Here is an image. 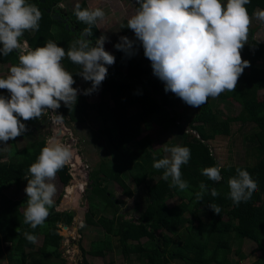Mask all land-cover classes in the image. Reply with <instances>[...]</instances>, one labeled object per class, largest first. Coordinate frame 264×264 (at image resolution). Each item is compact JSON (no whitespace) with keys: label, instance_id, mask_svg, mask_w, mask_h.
Masks as SVG:
<instances>
[{"label":"trees","instance_id":"1","mask_svg":"<svg viewBox=\"0 0 264 264\" xmlns=\"http://www.w3.org/2000/svg\"><path fill=\"white\" fill-rule=\"evenodd\" d=\"M42 1L45 3L42 4ZM28 2L36 4L42 12L39 30L26 37L32 49L44 46L48 40L58 42L63 47L67 46L79 38L82 30L87 27L76 19L74 10L67 13L77 26L74 32L65 30L64 24L52 19L48 10L55 4L60 5L62 0ZM80 6L87 8L84 1ZM138 7L136 3L134 9L137 10ZM245 7L252 16L256 10H264V0H251ZM56 27H60V33L53 31ZM92 32V37L86 39H91L94 44L102 34L96 24L92 27ZM131 40H136L134 32ZM134 48L137 51L131 57L119 50L112 53L115 63L107 66L108 74L99 88L100 98L97 104L88 103L87 95L82 91L74 106L69 108L61 102V107L56 110L64 117V124L78 120L82 122L88 112L94 110L102 124L99 131L105 137L114 157L112 162H101L98 169L91 171L89 175L90 187L85 190L87 211L83 223L84 226L101 228L104 239L92 243L87 254L95 257L105 256L106 252L112 250L111 237H114L122 257L129 261L130 256L135 255L136 264H170L174 260L180 264H231L229 257L232 253V241L246 239L254 244V252H260L259 258L252 264H264V96L259 97V92L264 91V44L252 39V35L248 37L242 59L249 61L250 66L245 68L247 72H243L239 77L235 91H226L221 95L223 98L229 97L237 101L241 108L236 119L243 124H252L256 129L250 138L254 145L251 155L255 157V162L252 165L229 166L219 164L210 144V141L218 136L232 135L230 121L218 117L212 108L211 97L188 118L186 126L182 125L174 109L175 102L181 99L171 92L164 91V83L153 75L151 62L145 57L139 41H136ZM18 55L16 51L6 57L0 55V67L18 64ZM62 65L74 77L82 70L67 57L63 59ZM90 87L91 82L83 90ZM0 95L7 96V92L3 91ZM135 106L138 108L130 111ZM43 119L44 117L24 121L27 131L12 140L14 146L10 151L0 154V256L3 255L2 246L7 244L6 257L9 264H21V257L24 255L29 259V264H64L60 262L62 237L57 232L58 226H71L75 213H54V205L49 209L50 215L44 226L32 229L23 222L25 210L22 209L27 207V195L21 200H12L4 194L12 186L27 182L24 177L28 174V168L36 161L45 142H32L22 150H18L17 142L32 134L30 121L38 123ZM108 122L113 124L112 129L107 126ZM154 124L163 129H176L175 137L180 142L179 145L191 150L189 162L181 166L182 178L189 184L186 191L169 187L170 179H162L163 170L154 168L150 173L146 166L139 163V153L128 149L130 143L144 130H150ZM190 131H194L197 136ZM172 145L174 142L170 144ZM5 157L8 160L2 161ZM127 157L128 160L125 161ZM154 158L161 159L164 156H154L148 164L153 165ZM215 165L221 166L223 178L219 182L210 181L201 174L203 168ZM238 167L250 173L258 184V190L249 201L236 205L228 198V179L236 175ZM57 176L63 186L68 185L71 180L70 167L65 166L57 172ZM130 177L136 185L145 184L147 179L158 177L152 183L145 184V206L137 218H127V215L121 213L113 194L108 191L106 185L99 184L100 179L116 183L129 198L132 194L126 184V178ZM201 182L208 185L209 189L216 188L219 196L212 197L210 193H206L203 201L198 202L195 193L200 190ZM175 194L181 196L180 202L168 206L165 201ZM209 203L218 205L221 208L220 214L214 213L208 207ZM199 212L208 214L207 224L200 222ZM216 221L219 222L217 226L214 225ZM25 232L34 234L36 238L43 235V245L36 247V241H27ZM142 239L146 241L142 243ZM240 252L236 250L235 254Z\"/></svg>","mask_w":264,"mask_h":264},{"label":"clouds","instance_id":"2","mask_svg":"<svg viewBox=\"0 0 264 264\" xmlns=\"http://www.w3.org/2000/svg\"><path fill=\"white\" fill-rule=\"evenodd\" d=\"M250 2L136 0L139 7L127 21V28L134 32L136 40L121 36L114 47L131 57L136 54L134 45L139 41L145 57L151 62L153 75L164 83V91L175 94L191 107L199 108L209 97L215 99L225 90L235 91L239 77L250 66V62L241 56L251 24L245 7ZM74 15L87 27L67 50L52 40L32 49L27 40L20 38L25 31L39 30L41 10L28 0H0V55L6 57L13 51L19 54V63L10 67L6 78H0V89L10 94L0 95V142L6 146L9 140L27 131L20 118L28 121L47 116L56 124L64 118L56 111L61 102L69 108L76 104L80 90L72 87L75 84L73 75L61 63L65 57L81 67L78 75L83 80L91 82V87L83 90L85 95L99 90L107 77V66L115 63V56L104 48L107 36L101 35L94 44L91 39H86L92 37V27L97 20L104 19V10L81 8L77 4ZM253 15L264 23V10L255 11ZM164 152L170 155L154 158L153 167L163 170L162 179H170L169 187L186 191L189 184L182 178L181 166L189 162L190 148L165 145ZM76 155L70 146L50 141L28 168L24 177L27 180L24 189L27 207L23 222L32 229L44 226L50 215L49 209L55 205L57 189L52 181ZM201 174L213 182L223 178L220 165L203 168ZM228 187V198L236 205L249 201L258 190L256 180L239 167L236 175L228 179ZM199 189L195 193L198 202L203 201L206 193L219 196L216 188L209 189L204 182L199 184ZM208 207L216 214L221 212L214 203H209ZM24 237L31 243L37 239L29 232H25Z\"/></svg>","mask_w":264,"mask_h":264},{"label":"rangeland","instance_id":"3","mask_svg":"<svg viewBox=\"0 0 264 264\" xmlns=\"http://www.w3.org/2000/svg\"><path fill=\"white\" fill-rule=\"evenodd\" d=\"M86 3L87 8H101L105 12V17L103 20H97L96 26L100 30L102 35L108 37V42L105 43L104 48L106 51L112 54L113 51L117 50L114 45L119 42V38L121 36H127L129 39L132 37L133 31L127 28V21L128 19L135 14L136 10L134 9V5L136 4V0H62L60 4L61 9L64 12H70L74 10L77 4H81L82 2ZM222 4H226V0H221ZM53 15V14H51ZM53 19V17H52ZM55 21V20H54ZM251 24L249 25V33L248 37L252 35V39L257 42H264V23H261L259 20L252 15ZM261 23V24H260ZM55 33H60V27H56L53 29ZM33 35V31H25L23 34V38L26 39L27 36ZM58 45L60 43L56 42ZM248 43V41H247ZM246 43V44H247ZM245 44V45H246ZM241 50V56H243L244 48ZM65 50H67L65 48ZM10 65L0 67V78H6L9 75ZM246 73L247 71L244 70ZM89 82L83 80V78L78 75L75 80V84L72 87L77 88L80 90L81 95L83 88ZM6 91L7 96L10 94L5 89H0V93ZM227 90L221 93L217 98H211V105L213 110L217 113L218 117L222 120L230 121L231 127V136H218L214 140L210 141L212 146V150L217 158L218 162L222 166H229L235 164H245V165H252L255 162V157L251 155L253 151L252 147L254 145L251 143L250 138L255 132V127L249 123H241L236 119V116L240 112L241 106L239 103L232 98H223L221 95H224ZM99 93L100 91H94L91 95L87 96L88 102L92 101V96H95L93 101L90 103L91 105H95L99 100ZM264 96V91L259 92V97ZM175 102L176 114L180 118L179 121L182 125L186 126L188 118L192 117L198 110V108L191 107L186 103L182 102ZM179 105V106H178ZM138 106H135L130 111H134ZM21 119V118H20ZM21 122L24 121L21 119ZM30 128L32 127V134L27 135L26 137L20 139L17 142L18 150H22L32 142H39L44 141L45 145L48 144L50 141H55L57 138V134H53V127L49 123V119L47 116H44V119L39 121L38 123L29 122ZM61 124L69 130L70 137L63 138L60 140V143L64 144L67 143L68 146L75 149L77 155L76 157L82 162L83 168L85 167L88 176L90 175L91 171L97 170L99 164L101 162L113 161L114 157L112 154V150L109 148L105 137L100 133L99 129L101 128L102 124L100 119L96 116L94 110H90L88 115L84 121H74ZM107 126L112 129L113 124L111 122L107 123ZM177 131L174 128H167L163 129L157 125H152V128L148 131H143L142 134L132 143L128 145V149L131 151H136L139 153L138 160L139 163L143 166H146L147 170L152 173L154 170L153 165L148 164V161L157 155L162 154L164 157L170 155L169 153L164 152L165 145L170 146L172 142L174 145H179L180 142L176 139ZM57 141V140H56ZM72 141L73 143L70 145L69 142ZM7 146L2 142L0 145V154L6 153L7 150L14 146L12 140L7 142ZM172 145V146H174ZM123 160L124 158H120ZM8 160L5 157L2 161ZM128 160V157L125 161ZM122 165L125 166V163L122 162ZM69 166V165H68ZM71 173V172H70ZM158 178V177H156ZM154 179H147L145 184L152 183ZM72 179V177H71ZM90 181L89 180L87 183ZM56 186V194L54 196L55 200V210L56 212L62 211H69L74 212L75 217L73 219V223L68 229L73 227V230L70 232L71 239L70 243H66L65 239L68 237L63 236L61 233L65 232L61 225L58 227V231L62 236L61 240V258L60 262L64 264H136L137 259L135 255H132L131 261H126L118 248L117 239L111 237V246L112 250L110 252H106L104 257H91L87 252L91 249L92 243L103 240L104 239V232L99 227L93 226H84L83 220L84 218L78 216L79 210L87 211V199L85 190L87 189L84 186V193L81 194L78 198H76V206L75 203L66 207L61 206L63 201L64 189L67 186H63L60 183V179L56 174V178L52 181ZM71 180L69 181V183ZM68 183V184H69ZM100 186L106 185L108 191L113 194L118 202V209L121 213L129 216L137 218L140 215L141 210L145 206V184L136 185L133 178H126V184L131 191L132 196L126 197L123 191L119 188L116 183L113 182H104V180H99ZM27 182L22 183L21 186L13 187L6 192L7 196L12 199H20L21 197H25L26 193L24 191ZM181 200V196L175 194L173 197L167 199L165 202L168 206H173L179 203ZM262 205L264 206V196L262 199ZM63 207L64 209H61ZM23 211L25 208L22 209ZM200 222L207 224L209 222L208 214L205 212L198 213ZM79 220L83 223V227H80ZM214 225H219V222H214ZM80 227V228H78ZM78 228V229H77ZM1 229V225H0ZM57 231V232H58ZM68 239V238H67ZM146 241V239H142V242ZM36 247L40 246V240L37 241ZM248 242V243H246ZM251 243V244H250ZM100 244V243H99ZM251 241L246 239H235L232 241L231 248L232 253L230 255V261H237L238 255L235 254L236 250L241 252H248L254 244ZM252 246V247H249ZM70 248V253L67 254L65 251L66 248ZM81 248V249H80ZM83 250V251H82ZM58 260V259H54ZM21 264H29L27 258L21 259ZM7 264V262H1L0 264ZM207 263V262H206ZM170 264H180L178 261H171Z\"/></svg>","mask_w":264,"mask_h":264},{"label":"bare ground","instance_id":"4","mask_svg":"<svg viewBox=\"0 0 264 264\" xmlns=\"http://www.w3.org/2000/svg\"><path fill=\"white\" fill-rule=\"evenodd\" d=\"M49 123L51 124V126L53 128H56V126H60V128H56L53 130V133L57 134V138H55V141H59L63 138H69L70 137V132L68 129H66L61 122L53 124L49 121ZM62 144V143H61ZM64 145H67V143H64ZM68 146V145H67ZM80 161V160H79ZM81 162V161H80ZM80 164L79 162H76V160L73 159L72 163L69 165V167H71V174H72V179L71 182L65 187L64 189V195H63V202L61 206H64L67 208H69L70 205H72L73 203H76V198H78L79 196H81V194L84 193V186H86V182L88 180L87 177L83 176V174L86 172V169L84 167V171L81 173H75V168L76 166ZM82 165V162H81ZM61 209H64L63 207H60ZM65 230V232L61 233L63 236H68L70 237L71 235V231L73 230V227L71 229H66L63 228Z\"/></svg>","mask_w":264,"mask_h":264},{"label":"crops","instance_id":"5","mask_svg":"<svg viewBox=\"0 0 264 264\" xmlns=\"http://www.w3.org/2000/svg\"><path fill=\"white\" fill-rule=\"evenodd\" d=\"M256 11H258V10H256ZM254 14V13H253ZM251 18H252V16H250ZM251 22H253V21H251ZM261 24V23H260ZM21 40L23 41V40H26L25 38H23V37H21ZM259 43H262V44H264V42H259ZM72 43H70V44H68L67 46H61V45H58V46H60V47H63V48H66V49H68V47L71 45ZM116 51V50H115ZM115 51H113V52H115ZM112 52V53H113ZM63 61V60H62ZM62 61H61V63H62ZM73 79L74 80H76V77H74V75H73ZM99 91H100V89H99ZM89 95H91V94H89ZM89 95H87V96H89ZM86 96V100H87V102H88V97ZM94 97L95 96H92V101H93V99H94ZM99 98H100V93H99ZM91 101V102H92ZM99 101V100H98ZM98 101H97V103H98ZM90 102V103H91ZM179 102H182V100L181 101H179ZM178 102V103H179ZM89 103V102H88ZM96 103V104H97ZM179 106V105H178ZM86 119V118H85ZM84 119V120H85ZM25 183V182H24ZM22 184V183H21ZM15 187H17V185H14ZM14 186H12L11 188H13ZM19 186H21V185H19ZM10 188V189H11ZM10 189H8V190H10ZM8 190H6L5 192H4V194L7 196V194H6V192L8 191ZM8 198H10L9 196H7ZM22 198H24V197H21L20 199H12V198H10V199H12V200H21ZM54 213L56 212V211H53ZM68 238V237H67ZM41 241L40 242V246L39 247H41L42 245H43V242H44V236L43 235H40L38 238H37V240H36V243H38L37 241ZM141 242H142V240H141ZM145 242V241H144ZM144 242H142V243H144ZM7 247H8V245L7 244H4L3 246H2V249H3V255L2 256H0V263L1 262H7V264H9V261H8V259H7ZM60 247H61V245H60ZM249 247H252V246H249ZM254 248H255V246L254 247H252L247 253L246 252H240L239 254H237L238 255V260L237 261H233V263L230 261V263L231 264H252L257 258H259V256H260V252H258V251H256V252H254L253 250H254ZM231 255V254H230ZM241 255H242V258H241ZM27 258V256L26 255H24L23 257H21V259H24V258ZM91 257H95V256H91ZM104 257V256H103ZM132 255L130 256V258H129V261H131L132 260ZM230 259V258H229ZM27 260H29L28 258H27ZM29 262V261H28ZM3 264H5V263H3ZM110 264H112V263H110Z\"/></svg>","mask_w":264,"mask_h":264},{"label":"water","instance_id":"6","mask_svg":"<svg viewBox=\"0 0 264 264\" xmlns=\"http://www.w3.org/2000/svg\"><path fill=\"white\" fill-rule=\"evenodd\" d=\"M48 13L51 14V11H48ZM52 17H53V20H55V21H59V23H62V22L60 21V17H58V15L53 14ZM62 24H64V28H65V30H69V26H68L67 24H65V22H63ZM71 31H72V30H71ZM56 128H60V126H56ZM56 128H53V130L56 129ZM72 143H73L72 141L69 142L70 145H71ZM74 160H76V162H79V163H80V164H78V165L76 166V168H75V170H74L75 173H81V172H83V171H84V168H83V166L81 165V162L79 161V158H78V157H75ZM83 176L87 177L88 180H89V176H88L87 172H85V173L83 174ZM88 180H87V181H88ZM86 187H87V188L90 187L89 184H88L87 182H86ZM75 204H76V206H78L77 203H75ZM78 216L84 218V216H85V210H79V211H78ZM127 218H130V217L127 216ZM64 228H66V227H64Z\"/></svg>","mask_w":264,"mask_h":264},{"label":"flooded vegetation","instance_id":"7","mask_svg":"<svg viewBox=\"0 0 264 264\" xmlns=\"http://www.w3.org/2000/svg\"><path fill=\"white\" fill-rule=\"evenodd\" d=\"M45 2L42 1V4H44ZM48 11H51L52 14H55V15H58V17H60V21L63 23L65 22V24H67L69 26V30L71 32H74L77 30V26L74 25V23L72 22L71 20V17H68V12H64L61 7L58 5H54L52 7V9L48 10ZM59 22V21H58ZM61 23V24H62Z\"/></svg>","mask_w":264,"mask_h":264},{"label":"built area","instance_id":"8","mask_svg":"<svg viewBox=\"0 0 264 264\" xmlns=\"http://www.w3.org/2000/svg\"><path fill=\"white\" fill-rule=\"evenodd\" d=\"M190 132H191L192 134H195V133L192 132V131H190ZM196 136H197V135H196ZM70 175H72V174L70 173ZM64 211H65V210H64ZM62 212H63V211H62ZM79 223H80V227H83V223L81 222V220H79ZM80 227H78V228H80ZM78 228H77V229H78ZM70 239H71V238H69V239L66 238V239H65L66 243L69 244V243H70ZM65 251L67 252V254L70 253V248H69V247L66 248Z\"/></svg>","mask_w":264,"mask_h":264}]
</instances>
